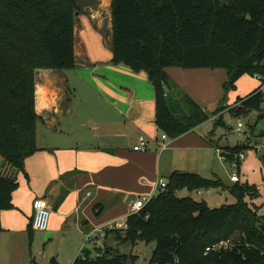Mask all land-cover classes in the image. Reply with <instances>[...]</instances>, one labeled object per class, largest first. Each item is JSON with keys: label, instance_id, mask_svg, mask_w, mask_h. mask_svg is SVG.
Here are the masks:
<instances>
[{"label": "trees", "instance_id": "1", "mask_svg": "<svg viewBox=\"0 0 264 264\" xmlns=\"http://www.w3.org/2000/svg\"><path fill=\"white\" fill-rule=\"evenodd\" d=\"M108 7L113 63L148 73L162 133L175 139L225 110L222 105L209 112L172 80L167 73L170 67L226 69V92L244 75L259 74L260 86L238 97L231 112L248 117L263 110L264 0H112V6L111 0H103L102 8ZM80 9L78 0H0V234L1 213L14 208L19 173L25 170L27 158L41 150L37 71L76 68ZM244 148H232L228 158ZM211 187L225 185L199 174L174 172L165 191L151 197L138 213H130L125 227L103 231L102 240L113 233L133 244L155 242V264H264V215L261 206L253 203L261 194L259 188L237 182L230 188L236 203L217 208L179 194ZM33 219L28 226L31 236ZM226 240L233 247L208 252V247ZM95 251L83 248L73 264L127 260L107 243Z\"/></svg>", "mask_w": 264, "mask_h": 264}, {"label": "crops", "instance_id": "2", "mask_svg": "<svg viewBox=\"0 0 264 264\" xmlns=\"http://www.w3.org/2000/svg\"><path fill=\"white\" fill-rule=\"evenodd\" d=\"M102 1L94 14L83 12L77 17L76 68L37 71L36 109L49 132L38 130L41 150L27 158L25 170L19 173L14 208L1 213V242L4 237L12 243L16 233L28 230L36 198H46L52 206L47 238L62 232L83 238L92 233L96 238L112 224L123 223L135 200L157 195L160 178L168 182L174 172L205 177L220 153L232 160L227 152L232 148L207 137L203 124L175 139L169 137L167 147L161 148L155 87L146 71L113 63L112 9L105 36L102 11L107 9ZM217 71L167 68L172 80L197 102L213 88ZM74 82L80 85L76 92L81 102L65 107L68 86ZM215 89L218 102V86ZM234 105L224 104L227 109L212 119L218 121ZM142 136L149 148L135 151ZM102 239L96 247L105 246Z\"/></svg>", "mask_w": 264, "mask_h": 264}, {"label": "rangeland", "instance_id": "3", "mask_svg": "<svg viewBox=\"0 0 264 264\" xmlns=\"http://www.w3.org/2000/svg\"><path fill=\"white\" fill-rule=\"evenodd\" d=\"M101 1L102 0H78L81 14L83 12L94 14L95 11L100 8ZM106 9V12L102 11V16L105 19L104 34L108 36L111 7ZM63 72L68 71L65 70ZM211 75L212 74H210V76ZM261 78L262 76L258 77L256 74L248 73L237 82L235 88L226 92L223 85L228 80L227 70L218 69L217 73L212 78L214 84L213 88L209 89L199 102L204 104L209 112H214L220 105H232L236 102L238 97H244L258 88L261 84ZM74 83L75 84H70V86H68V100L65 103V107L69 105L78 106L81 102L79 99L80 93L77 94L76 92V88L80 87V85L79 83ZM215 85L218 86V93L220 94L218 102H216L217 93ZM225 108L227 109V107ZM259 114L260 112L253 111L250 116L241 117L235 116L234 113L230 111H226L224 117L222 116L218 121L211 119L203 124L202 128L207 132V137H213L215 142L220 141L222 146H229L230 148H234L238 145L244 146L242 143L245 144L247 135L240 134L239 132L233 133L232 130L237 128L240 120H243L247 125L248 123L256 122ZM68 118L71 117L68 115ZM39 130L40 132L43 130L44 134H48L49 132L43 127L42 122H39ZM263 130L264 124L263 121L260 120L257 124L255 140L261 143L262 146H264V136L260 133ZM227 152H231V149ZM244 152L246 158L241 160L239 167H234L232 162L225 156L222 157L223 155L220 153L219 158L214 162L211 161L209 164L211 172L205 170V173L210 174L205 177L220 180L224 183L225 187L207 188L204 189L203 193L183 190L180 196H191L196 200L206 201L212 208L234 204L237 199L231 193L230 188L236 183L232 180V176L236 173L240 177L241 184L249 183L259 188L261 194L258 198L253 199V203L261 206L260 213L264 215V163L262 161L264 153L258 154L255 149L249 146L244 148ZM212 170L214 171V175H211ZM7 234H9V232ZM47 235L48 232L43 230H34L32 236L28 230L24 232L20 231L14 235L17 239H13L12 243L2 237V242L0 241V264H72L80 255L83 248L91 249L96 252V244L92 240L86 242L85 236L83 238L75 232H71L69 235L62 232L51 239L47 238ZM106 242L107 246L112 249L115 254L127 255L125 264H155L152 262V256L156 249L155 242L146 243L140 240L136 244H133L130 240L124 241L117 239L113 233L106 239Z\"/></svg>", "mask_w": 264, "mask_h": 264}, {"label": "built area", "instance_id": "4", "mask_svg": "<svg viewBox=\"0 0 264 264\" xmlns=\"http://www.w3.org/2000/svg\"><path fill=\"white\" fill-rule=\"evenodd\" d=\"M258 77H261L260 75L257 74ZM260 115H261V120L263 121L264 124V109L262 111H260ZM257 124L256 122H251L248 125L243 121L240 120L238 122V126L237 128L233 129V133L235 132H239L240 134H245L247 135V140L244 143H242L243 145L249 146L253 149L256 150V152L258 154H262L264 153V146L261 145V143H258L255 140V132L257 129ZM247 129V130H246ZM264 132L261 131V133ZM260 133V134H261ZM169 140V136L166 133L162 134V149H165L167 147V141ZM149 148V141L147 140V138H145L144 136L140 137L139 141L135 144L134 146V150L138 151V152H144L147 151ZM264 156V154H263ZM246 158V154L245 152H240L238 154H236L234 156V158L231 160L232 165L234 167H239L240 162L242 159ZM232 180L234 182H240V177L238 174H234L232 176ZM168 186V182L165 181L164 179H159L157 188L159 191H165V189ZM151 197H141L137 200H135V202L132 204L131 206V211L130 213H138L140 211L141 208H143L149 201H150ZM34 209H35V214H34V219H33V228L35 230H43L46 231L49 229V225H50V221H51V216H52V206L49 202V200H47L46 198H36L34 200ZM126 223L125 221L121 224H112L110 226V228L113 229H117V228H122L125 227ZM104 232H102L99 236H97L96 238H94V236L92 235V233L87 234L86 235V242L92 240L96 245L98 244V241L100 239H102L104 237ZM231 247H233V243L231 240H226V241H221L218 242L216 244H214L213 246H210L207 248L208 252L211 251H221V250H227L230 249Z\"/></svg>", "mask_w": 264, "mask_h": 264}]
</instances>
